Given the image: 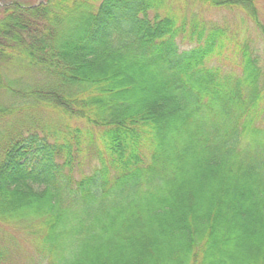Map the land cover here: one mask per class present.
<instances>
[{
	"label": "trees",
	"instance_id": "trees-1",
	"mask_svg": "<svg viewBox=\"0 0 264 264\" xmlns=\"http://www.w3.org/2000/svg\"><path fill=\"white\" fill-rule=\"evenodd\" d=\"M166 9L0 0V219L42 223L36 264H264V47Z\"/></svg>",
	"mask_w": 264,
	"mask_h": 264
},
{
	"label": "rangeland",
	"instance_id": "rangeland-1",
	"mask_svg": "<svg viewBox=\"0 0 264 264\" xmlns=\"http://www.w3.org/2000/svg\"><path fill=\"white\" fill-rule=\"evenodd\" d=\"M23 3L27 4H37L39 0H21ZM166 7V10H170L179 16L184 14H194L197 13L202 19L208 21L218 22L221 26H226L230 28V32L237 34H242L244 36H251L256 40L257 44L260 47H264V35L257 28V25L253 18L248 14L244 8H240L238 5H233L231 7L226 6H212L209 3H203L200 0H161ZM255 6L258 11L259 20L262 25H264V0H255ZM164 12V11H162ZM233 52V51H232ZM227 54L231 56V51H228ZM230 67L236 69L233 62H229ZM26 68L22 67L20 61H16L15 66L8 73L7 77L12 79L18 78V76L23 75L21 72L25 71ZM132 80L135 84L145 85V88L140 91V93L149 99L150 102H153L155 96L153 86H150L149 81L146 78L142 77H133ZM152 96V97H151ZM156 104V103H154ZM40 108V107H39ZM40 115L41 120H54L58 121L60 118L64 119L67 123L84 127L86 125L84 119H78L71 117L69 115L59 114L57 110L53 107H42L37 109L35 112ZM69 116V117H68ZM165 119L166 116H164ZM10 118V117H8ZM31 226L28 224L20 225L17 224L14 220L0 219V244L8 246L10 251V259L8 264H36L39 261L40 255V236L44 234V226L42 223L37 221H32ZM229 235L227 239V250L233 252V256L238 257L239 259H245L250 256V253L246 251V245H242V240L238 236H234V230L231 229L228 225L227 230L223 232V240ZM264 253V252H263ZM259 257V255L257 256ZM252 264V262H250Z\"/></svg>",
	"mask_w": 264,
	"mask_h": 264
}]
</instances>
